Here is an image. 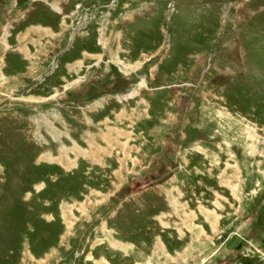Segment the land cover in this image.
Returning a JSON list of instances; mask_svg holds the SVG:
<instances>
[{
  "label": "rangeland",
  "instance_id": "1",
  "mask_svg": "<svg viewBox=\"0 0 264 264\" xmlns=\"http://www.w3.org/2000/svg\"><path fill=\"white\" fill-rule=\"evenodd\" d=\"M0 264H264V0H0Z\"/></svg>",
  "mask_w": 264,
  "mask_h": 264
}]
</instances>
